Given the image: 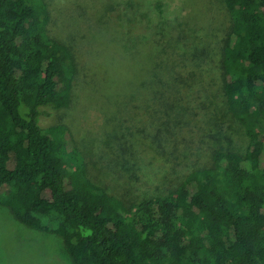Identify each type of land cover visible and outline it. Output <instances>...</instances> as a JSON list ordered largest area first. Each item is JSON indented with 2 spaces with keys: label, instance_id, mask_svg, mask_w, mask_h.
<instances>
[{
  "label": "trees",
  "instance_id": "1",
  "mask_svg": "<svg viewBox=\"0 0 264 264\" xmlns=\"http://www.w3.org/2000/svg\"><path fill=\"white\" fill-rule=\"evenodd\" d=\"M221 1V94L248 145L214 149L165 194L127 199L91 178L65 128L41 124L44 107L70 105L77 72L48 1L0 0V206L59 236L73 264H264V0ZM156 42L143 83L178 85L192 51L177 60L176 42Z\"/></svg>",
  "mask_w": 264,
  "mask_h": 264
},
{
  "label": "rangeland",
  "instance_id": "2",
  "mask_svg": "<svg viewBox=\"0 0 264 264\" xmlns=\"http://www.w3.org/2000/svg\"><path fill=\"white\" fill-rule=\"evenodd\" d=\"M47 1L50 32L73 47L77 72L70 105L44 107L41 124L66 129L95 182L127 199L165 194L209 166L214 149L245 151L221 94L217 60L229 25L221 0ZM158 39L177 43V60L192 51L170 88L143 83L157 71ZM0 264L73 263L59 236L0 206Z\"/></svg>",
  "mask_w": 264,
  "mask_h": 264
}]
</instances>
